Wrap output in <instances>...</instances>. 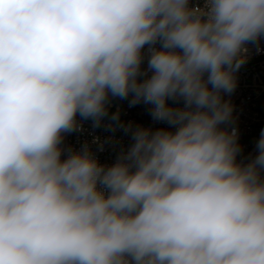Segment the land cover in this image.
Returning <instances> with one entry per match:
<instances>
[{
	"label": "clouds",
	"instance_id": "clouds-1",
	"mask_svg": "<svg viewBox=\"0 0 264 264\" xmlns=\"http://www.w3.org/2000/svg\"><path fill=\"white\" fill-rule=\"evenodd\" d=\"M261 38L264 0H0V264H264V131L242 165L221 127ZM130 93L175 131L61 159L77 113Z\"/></svg>",
	"mask_w": 264,
	"mask_h": 264
},
{
	"label": "built area",
	"instance_id": "built-area-1",
	"mask_svg": "<svg viewBox=\"0 0 264 264\" xmlns=\"http://www.w3.org/2000/svg\"><path fill=\"white\" fill-rule=\"evenodd\" d=\"M190 6L203 7L205 0H189ZM149 45L142 49L144 56L141 71H147L146 76H140L143 81L152 75L148 69L150 52ZM151 47L160 48L157 43ZM248 52L246 62L234 73L236 87L230 94L221 93L223 100L231 103L233 107L232 121L227 127L229 131L236 130L237 144L240 151L236 161L247 165L259 154L257 142L261 132L264 131V38L258 44L246 45ZM259 49V50H258ZM207 74H205L206 78ZM211 87V85H209ZM133 94L125 99L112 97L109 94L108 103L120 114L118 120L111 117H103L97 126L93 118H83L77 113L76 127L69 132L61 134V159H66L70 154L81 152L87 148L90 154L99 164L108 167L115 164L122 153L134 143L133 133L138 128L175 131V127L166 121L153 119L151 115L152 105L143 101L131 104ZM167 104L173 108H182L183 99L167 100ZM261 178L264 179V170H261Z\"/></svg>",
	"mask_w": 264,
	"mask_h": 264
},
{
	"label": "rangeland",
	"instance_id": "rangeland-1",
	"mask_svg": "<svg viewBox=\"0 0 264 264\" xmlns=\"http://www.w3.org/2000/svg\"><path fill=\"white\" fill-rule=\"evenodd\" d=\"M107 112L108 114L106 116L108 117H112L114 114L118 113L117 110L114 107H112L108 102H107Z\"/></svg>",
	"mask_w": 264,
	"mask_h": 264
}]
</instances>
